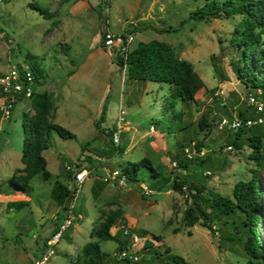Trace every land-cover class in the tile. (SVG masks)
Here are the masks:
<instances>
[{"label": "rangeland", "instance_id": "obj_1", "mask_svg": "<svg viewBox=\"0 0 264 264\" xmlns=\"http://www.w3.org/2000/svg\"><path fill=\"white\" fill-rule=\"evenodd\" d=\"M220 1L106 0L100 21L99 0H0V76L13 64L38 67L41 78L33 83V93L45 94L48 102L41 114L32 104L34 95L25 97L8 117L0 115V264H32L41 257L44 239L50 236L59 213L49 195L53 183L68 184L67 166L83 163L90 174L76 200L75 221L53 246L46 264H84L90 253L87 245L93 242L107 254V264L118 256L120 247L131 243V234L144 243L152 240V248L132 250L141 262L178 254L188 264H245L247 231L238 216L235 222L222 217L213 232L199 222L187 226L183 220L185 195L172 189L176 179L184 181L188 190L203 183L230 196L237 181L255 176L264 206V158L252 157L247 140L252 132L262 134L264 157V123L240 132L244 140L240 148L227 147L236 130L218 127L219 119L241 118L240 112L244 117L255 115L246 105V94L260 89L264 97L263 87H251L250 81L246 87L237 75V65L243 64V47L236 44H241L246 17L190 18L191 12L205 4ZM257 15L264 25V0ZM108 31L132 37L129 50L140 41L166 42L177 56L192 63L206 90L198 91L195 103L186 102L172 99L166 83L129 78L126 68L117 66L118 57L102 48V33ZM253 32L257 38L248 50L251 47L258 57L264 49V26L256 25ZM105 102L109 108L97 127L95 110L101 111ZM3 103L0 88V107ZM120 106L126 112V123L115 145L104 130L116 127ZM202 114L210 130L199 128ZM41 117L63 126L73 137L62 138L50 131L49 147L41 154L52 177L43 180L37 173L22 189L18 185L24 175L23 123ZM197 141L203 144L199 153L193 146ZM123 146V151L110 157L114 148ZM185 148L203 162L189 161L186 169L174 165L190 158ZM87 157L92 165L83 160ZM143 160L149 162L154 176L148 167H140L136 180L123 187L100 179L105 174L103 167L106 172ZM143 185L151 192L146 194ZM17 201L25 204L18 208ZM260 219L258 228L264 241V211ZM107 221L112 222L109 231L117 240L97 237L96 231ZM152 235L160 240L151 239Z\"/></svg>", "mask_w": 264, "mask_h": 264}, {"label": "trees", "instance_id": "obj_2", "mask_svg": "<svg viewBox=\"0 0 264 264\" xmlns=\"http://www.w3.org/2000/svg\"><path fill=\"white\" fill-rule=\"evenodd\" d=\"M104 1L105 0H99L98 17L100 21L103 19L102 9ZM260 4L261 0H221L220 2L207 3L190 13V18L195 20L210 17H228L234 14H241L246 17V30L240 33V35L243 36L241 44H236L240 46V48L243 47L240 51L241 62L243 64L237 65V75L246 87H249L248 81H250L251 87L264 88V49L260 50V53L257 55L258 57L253 56L251 47L250 50H248V46L255 43L254 41L257 38V34L253 32V29L256 25L259 27L264 26L257 15ZM115 62L120 68L126 63V71L129 78L168 84L170 88L169 96L174 100L193 102L197 91L204 86L203 79L195 71L192 63L177 56L172 46L161 40L152 39L147 42L140 41L127 53L125 59L118 57ZM257 67L259 68L258 70H256ZM31 71L35 79L40 78V70L38 67H32ZM33 95L34 93L31 94V96ZM21 100L22 98L17 97L13 104L16 105ZM105 103L102 110H99L100 113L98 112V116L95 118L97 127H100L99 122L102 121L104 113L107 111L108 102L106 105ZM32 104L35 106V109L42 114L48 107L46 95L35 94ZM13 110L14 106L11 112ZM239 115L241 118L244 117L242 112H240ZM198 126L201 130H210V124L205 114H202L199 119ZM251 128H248V130H251ZM51 130H54L62 138L73 137V134L63 126L56 123H48L42 119V117L41 119L30 120L27 125L23 123L24 138L21 161L23 163L22 171L24 175L20 177L21 185H18V182L13 179H10L11 183L20 186L22 189H26L29 186L31 178L37 173L41 175L43 180H49L52 177L51 172L47 169L46 159L41 154L43 150L49 147V133ZM114 130L115 127L105 129L104 132L110 136ZM245 130L246 128L239 127L235 132L234 139L230 141V145L240 148L244 141L240 138V132ZM247 140L249 141V146L252 148V157L256 160L263 159L264 157L261 153L263 147L262 134L252 132L251 135L247 137ZM193 144L194 148L199 153L203 144L201 141H197ZM82 150H86V148L82 147ZM121 151L122 148L116 147L113 149L110 156ZM189 161L197 164L203 162L202 159L198 160L196 157H190L179 159L176 165L181 169H186L190 163ZM140 167H148L151 170L152 176H154L152 168L146 160L139 163H127L125 166L120 167L119 170L121 174L126 177L128 183L130 180H136L137 170ZM68 175L70 177L71 172L68 171ZM172 189L185 195L186 206L183 210V220L187 226H193L199 222L201 226L213 232L216 231L213 229V226L216 222H219L222 217H231V221L235 222V218L238 216L240 226L247 231L246 238L243 241V249L247 256L245 264H264V241L258 228L264 206L261 200L262 194L258 190L255 176L249 180L237 181L232 188L230 196L211 190L203 183L194 185L188 190L184 188V181L176 179L172 182ZM49 195L50 198L57 203L60 211L63 210L69 196L67 184L58 180L55 181ZM14 204L20 208L25 203L17 201L14 202ZM111 223V221H107L96 231V235L99 239L117 240L116 235L111 234L109 231ZM151 239L160 240L154 235H152ZM129 245L130 243H127L126 246L120 247L119 251L128 248ZM143 247L152 248V240L149 239L148 241L146 239ZM86 250H89L90 253L88 260L84 264H105L107 254L100 250L97 242L89 243ZM169 250V247H165V251L168 252ZM122 261L128 264H188L187 261L178 254H170L165 259L156 262H141L138 261V259H118V257H115L108 261L107 264H119Z\"/></svg>", "mask_w": 264, "mask_h": 264}, {"label": "built area", "instance_id": "obj_3", "mask_svg": "<svg viewBox=\"0 0 264 264\" xmlns=\"http://www.w3.org/2000/svg\"><path fill=\"white\" fill-rule=\"evenodd\" d=\"M106 4V0L104 4ZM102 48L109 55L126 58L129 50V41L132 37H126L125 35H116L111 32L102 33ZM125 36V37H124ZM126 68V63L123 64ZM38 79V78H37ZM36 81L31 68L23 67L19 64H13L9 67L8 71L0 76V88L2 89V95L4 101L0 107L1 114L5 117H8L11 113V109L15 104H13L17 97L25 98L30 97L34 92L33 83ZM246 105L249 109H252L255 112V115H248L244 118H233L228 121L225 118L218 120V127L222 129L227 126L232 130H237L239 127H244L246 129L253 127L254 125H259L264 123V97L260 89H257L254 93H248L245 97ZM125 110L123 107H119L117 117H116V127L115 130L111 133L110 138L112 142L117 145L120 140V133L124 128L125 123ZM153 129V126L151 127ZM228 148H231L232 145H228ZM187 152V156L191 157V154L188 153V148L184 149ZM176 165V163H174ZM71 176L69 177V183L67 188L69 190L68 201L65 205V208L60 211L58 217L53 219L56 222V225L51 231L50 236L44 239L43 251L41 257L34 259L32 264H46L49 258L53 255L54 250L53 246L59 241L62 233L67 230L75 221L74 207L76 200L80 193L81 186L86 181L90 174V169L86 163L82 165L69 167L67 166ZM104 183H115L118 186H126L127 179L124 175L121 174L119 169L107 170L104 176L100 178ZM143 190L146 194L150 193L151 190L147 188L146 185H143ZM124 233H127L125 230ZM131 243L128 246V249H123L118 253V259L128 258L130 260H135L132 250H139L143 244L144 239L138 237L136 234L130 235Z\"/></svg>", "mask_w": 264, "mask_h": 264}, {"label": "crops", "instance_id": "obj_4", "mask_svg": "<svg viewBox=\"0 0 264 264\" xmlns=\"http://www.w3.org/2000/svg\"><path fill=\"white\" fill-rule=\"evenodd\" d=\"M118 66V65H117ZM40 78H41V76H40ZM145 81H148L149 82V80H145ZM206 84H205V82H204V86L203 87H201L200 89H204V90H206ZM200 89L198 90V91H200ZM198 91H197V93H198ZM197 93L195 94V100L193 101V103H195L196 102V95H197ZM187 102V101H186ZM188 102H192V101H188ZM123 107V106H122ZM109 108V102H108V104H107V109ZM98 112H99V109L98 108H96V110H95V117L94 118H96L97 116H98ZM126 123V122H125ZM152 127V126H151ZM151 131L152 132H154L155 131V128H153V129H151ZM128 143V142H127ZM122 148V151L124 150V148H125V146H123V147H121ZM111 157V156H110ZM87 161L89 162L90 161V164L92 165V163H91V160L87 157ZM103 170H104V173H106L105 172V169H104V167H103ZM58 214H60V208H59V206H58ZM55 225H56V222H54V226H53V229H54V227H55ZM53 229H52V231H53Z\"/></svg>", "mask_w": 264, "mask_h": 264}, {"label": "water", "instance_id": "obj_5", "mask_svg": "<svg viewBox=\"0 0 264 264\" xmlns=\"http://www.w3.org/2000/svg\"><path fill=\"white\" fill-rule=\"evenodd\" d=\"M143 4V1H141V3L139 4L140 6Z\"/></svg>", "mask_w": 264, "mask_h": 264}]
</instances>
